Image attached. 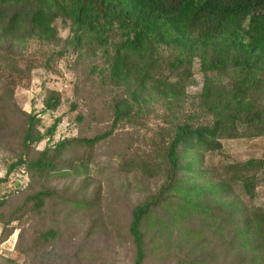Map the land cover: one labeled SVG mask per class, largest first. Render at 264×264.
Listing matches in <instances>:
<instances>
[{"label": "trees", "instance_id": "1", "mask_svg": "<svg viewBox=\"0 0 264 264\" xmlns=\"http://www.w3.org/2000/svg\"><path fill=\"white\" fill-rule=\"evenodd\" d=\"M63 60L77 79L70 110L89 96L108 128L50 146L61 117L40 132L39 116L22 113L20 153L0 184L20 168L31 180L87 176L88 160L59 161L125 132L118 171L162 181L131 211L132 264L167 247L178 251L174 264H264V206L250 204L264 160L206 164L222 141L264 136V0H0V101L28 86L37 69L57 73ZM196 75L202 87L189 95ZM42 104L41 113H55L61 100L47 91ZM51 196L26 197L14 215ZM14 219L0 214L6 226ZM55 239L49 230L33 245Z\"/></svg>", "mask_w": 264, "mask_h": 264}, {"label": "rangeland", "instance_id": "2", "mask_svg": "<svg viewBox=\"0 0 264 264\" xmlns=\"http://www.w3.org/2000/svg\"><path fill=\"white\" fill-rule=\"evenodd\" d=\"M60 36H66L64 28L60 29ZM66 65V60L61 61L55 74L41 69L33 71L28 86L17 87L11 98L0 101V179L4 178L7 165L20 153L24 127L22 113L34 111L39 116L40 132H44L55 118L61 117L50 146L69 139L92 138L108 128L110 122L106 111L89 96L76 100V110H70L77 79ZM195 79L196 85L188 88L189 95L199 93L202 87L200 76L196 75ZM47 91L60 97L61 106L55 113H41ZM78 114L83 116L82 122H77ZM125 134L122 132L118 139L92 150L80 147L66 152L59 161L63 166L75 158L88 160L90 172L87 176L76 177L70 173L31 180L25 168H20L0 184V201L3 200L0 214L7 219L15 218L8 226L0 223V264H132L134 249L128 234L131 211L154 193L162 181L118 171L119 160L115 154L126 144ZM138 134L144 135L143 132ZM46 144L44 141L34 146V152H41ZM249 159L264 160V136L222 141L221 152L207 155L206 164L237 163ZM20 182L27 187L7 196ZM40 190H50L56 196L45 199L39 209L28 203L15 216V210L23 205L25 198ZM4 195L6 197L2 198ZM241 200L248 203L245 198ZM250 204L264 206V173ZM49 230L56 233V239L34 247L36 238ZM4 234L9 235L5 237ZM152 248L153 245H148V250ZM177 252L172 247L162 248L159 255L148 251L145 264H174L173 257Z\"/></svg>", "mask_w": 264, "mask_h": 264}, {"label": "built area", "instance_id": "3", "mask_svg": "<svg viewBox=\"0 0 264 264\" xmlns=\"http://www.w3.org/2000/svg\"><path fill=\"white\" fill-rule=\"evenodd\" d=\"M21 174H25V172H24V170H21ZM24 176H26V175H24ZM27 186L23 183V182H20L19 183V186L18 185H16V187L12 190V192H18L19 190H21V189H25ZM0 255H1V251H0Z\"/></svg>", "mask_w": 264, "mask_h": 264}]
</instances>
